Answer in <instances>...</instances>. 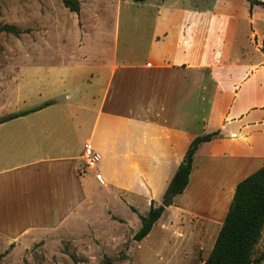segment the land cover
Instances as JSON below:
<instances>
[{
	"label": "crops",
	"instance_id": "crops-1",
	"mask_svg": "<svg viewBox=\"0 0 264 264\" xmlns=\"http://www.w3.org/2000/svg\"><path fill=\"white\" fill-rule=\"evenodd\" d=\"M148 1L146 35H117L111 55L53 53L41 65L34 53L0 82V117L30 111L0 123V245L88 229L94 213L127 230L115 206L137 221L160 205L198 136L218 133L145 238L195 221L220 227L237 183L264 166L260 20L240 0ZM86 143L101 156L91 170Z\"/></svg>",
	"mask_w": 264,
	"mask_h": 264
},
{
	"label": "rangeland",
	"instance_id": "rangeland-1",
	"mask_svg": "<svg viewBox=\"0 0 264 264\" xmlns=\"http://www.w3.org/2000/svg\"><path fill=\"white\" fill-rule=\"evenodd\" d=\"M174 1H200L203 5L213 2ZM240 1L249 6L252 20L255 17L260 20L264 33V6L250 7V2ZM79 2L80 11L76 14L64 8L60 0H0V26H11L22 32L18 35L0 32V82L11 78L17 68L27 62L25 58L33 57L34 53H37L35 62L41 65L55 59L53 53L74 55L78 60L85 55L91 60L96 58L98 51L111 55L117 35H146L147 19L152 10V3L148 0ZM239 19L242 20L239 25L244 26L246 18L240 15ZM127 21L130 27L125 24ZM128 28L130 33H125ZM261 50L264 53V35ZM3 90L8 91V85L0 83V93ZM115 210L127 221V230L118 226L108 213L104 217L94 213L93 219L85 222L88 229L79 222L69 231L60 230V235H42L22 245L17 242L0 245V264H202L220 228L195 221L177 233L166 232L161 242L156 230L148 238L136 242L128 231L136 232L140 221H135L123 205H116ZM251 259L252 264H264V225L252 248Z\"/></svg>",
	"mask_w": 264,
	"mask_h": 264
},
{
	"label": "trees",
	"instance_id": "trees-1",
	"mask_svg": "<svg viewBox=\"0 0 264 264\" xmlns=\"http://www.w3.org/2000/svg\"><path fill=\"white\" fill-rule=\"evenodd\" d=\"M64 8L69 12L78 14L80 11L79 0H60ZM145 2L146 0H133ZM253 5H263L264 1L251 0ZM0 32L18 35L22 33L11 26H0ZM50 102L31 110L35 111ZM30 111H23L0 118V123L26 115ZM218 133H210L198 136L189 144L186 153L178 165L168 188L166 197H174L185 189L192 167L193 156L198 146L205 141L215 138ZM132 211L135 212L134 209ZM164 211L161 205L151 204L145 215H139L140 228L132 235L136 242L144 239L151 231ZM264 225V166L237 183L228 211L222 225L219 228L212 249L202 264H252V248L256 243L261 228ZM107 261V260H106ZM105 264H109L108 262Z\"/></svg>",
	"mask_w": 264,
	"mask_h": 264
},
{
	"label": "built area",
	"instance_id": "built-area-1",
	"mask_svg": "<svg viewBox=\"0 0 264 264\" xmlns=\"http://www.w3.org/2000/svg\"><path fill=\"white\" fill-rule=\"evenodd\" d=\"M82 158H83L84 167L86 169L91 170L94 169L96 165L99 163L101 156L99 155V153L94 151V149L91 147L89 143H86L83 148ZM95 177L99 183H102V179L100 175L96 174Z\"/></svg>",
	"mask_w": 264,
	"mask_h": 264
},
{
	"label": "water",
	"instance_id": "water-1",
	"mask_svg": "<svg viewBox=\"0 0 264 264\" xmlns=\"http://www.w3.org/2000/svg\"><path fill=\"white\" fill-rule=\"evenodd\" d=\"M248 2H250L251 0H246ZM169 201H170V197H166L165 199H163V201L161 202V206L163 208H167L169 206Z\"/></svg>",
	"mask_w": 264,
	"mask_h": 264
}]
</instances>
